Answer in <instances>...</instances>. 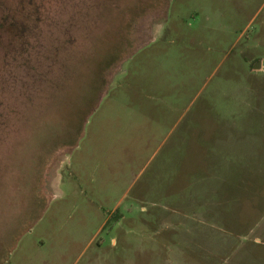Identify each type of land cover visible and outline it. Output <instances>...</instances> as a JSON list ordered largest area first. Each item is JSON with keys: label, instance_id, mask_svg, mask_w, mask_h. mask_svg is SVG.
I'll use <instances>...</instances> for the list:
<instances>
[{"label": "rangeland", "instance_id": "obj_1", "mask_svg": "<svg viewBox=\"0 0 264 264\" xmlns=\"http://www.w3.org/2000/svg\"><path fill=\"white\" fill-rule=\"evenodd\" d=\"M0 264H264V0H0Z\"/></svg>", "mask_w": 264, "mask_h": 264}, {"label": "trees", "instance_id": "obj_2", "mask_svg": "<svg viewBox=\"0 0 264 264\" xmlns=\"http://www.w3.org/2000/svg\"><path fill=\"white\" fill-rule=\"evenodd\" d=\"M118 211V208L116 209V211H115V213ZM108 224V221H107V223L105 224V226Z\"/></svg>", "mask_w": 264, "mask_h": 264}]
</instances>
